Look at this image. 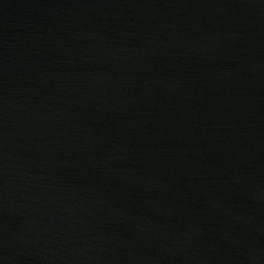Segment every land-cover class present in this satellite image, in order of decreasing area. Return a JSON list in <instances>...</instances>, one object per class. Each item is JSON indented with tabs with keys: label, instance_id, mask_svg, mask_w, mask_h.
Listing matches in <instances>:
<instances>
[{
	"label": "water",
	"instance_id": "water-1",
	"mask_svg": "<svg viewBox=\"0 0 264 264\" xmlns=\"http://www.w3.org/2000/svg\"><path fill=\"white\" fill-rule=\"evenodd\" d=\"M0 264H264V0H0Z\"/></svg>",
	"mask_w": 264,
	"mask_h": 264
}]
</instances>
